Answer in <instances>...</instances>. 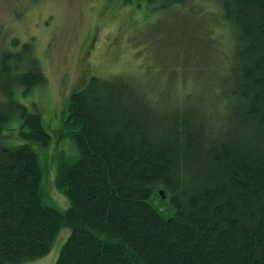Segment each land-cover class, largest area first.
Segmentation results:
<instances>
[{
  "label": "trees",
  "instance_id": "obj_1",
  "mask_svg": "<svg viewBox=\"0 0 264 264\" xmlns=\"http://www.w3.org/2000/svg\"><path fill=\"white\" fill-rule=\"evenodd\" d=\"M170 1L194 12L207 38L197 51V67L206 61L201 98L149 95L128 75L89 78L65 116L78 158L58 167L64 212L43 203L30 146L51 135L16 96L44 84L45 73L30 43L4 39L0 264L46 256L63 227L57 264H264V0ZM219 30L231 35L226 51ZM14 119L26 142L10 147Z\"/></svg>",
  "mask_w": 264,
  "mask_h": 264
},
{
  "label": "rangeland",
  "instance_id": "obj_2",
  "mask_svg": "<svg viewBox=\"0 0 264 264\" xmlns=\"http://www.w3.org/2000/svg\"><path fill=\"white\" fill-rule=\"evenodd\" d=\"M135 2L0 0V50L6 38L30 43L46 76V82L27 95H16L29 109H37L51 135L47 146L30 143L41 167V198L46 206L62 212L69 206L58 185V167L61 162L72 165L78 148L64 122L70 95L89 78L128 75L138 79L149 95L174 96L185 90L191 94L189 100L201 98L206 61L197 67L201 61L197 51H205L208 42L194 24L197 15L172 8L171 1L144 0L136 6ZM165 3L170 5L167 10ZM218 34L217 46L228 50L230 33L219 30ZM191 60L196 66L190 65ZM6 127L10 129V137L4 141L7 146L26 142L19 133V120L8 121ZM69 233L68 228H61L46 256L20 264H57Z\"/></svg>",
  "mask_w": 264,
  "mask_h": 264
},
{
  "label": "water",
  "instance_id": "obj_3",
  "mask_svg": "<svg viewBox=\"0 0 264 264\" xmlns=\"http://www.w3.org/2000/svg\"><path fill=\"white\" fill-rule=\"evenodd\" d=\"M159 195L162 197V199L165 198L163 191H159Z\"/></svg>",
  "mask_w": 264,
  "mask_h": 264
}]
</instances>
